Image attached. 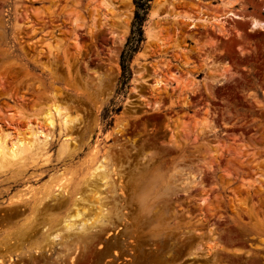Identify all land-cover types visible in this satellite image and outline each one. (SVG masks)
I'll return each mask as SVG.
<instances>
[{
  "label": "rangeland",
  "instance_id": "rangeland-1",
  "mask_svg": "<svg viewBox=\"0 0 264 264\" xmlns=\"http://www.w3.org/2000/svg\"><path fill=\"white\" fill-rule=\"evenodd\" d=\"M134 14L0 0V130L32 144L0 170V264H264V0H153L119 95ZM55 104L78 121L64 154ZM74 206L101 218L66 232Z\"/></svg>",
  "mask_w": 264,
  "mask_h": 264
},
{
  "label": "bare ground",
  "instance_id": "bare-ground-1",
  "mask_svg": "<svg viewBox=\"0 0 264 264\" xmlns=\"http://www.w3.org/2000/svg\"><path fill=\"white\" fill-rule=\"evenodd\" d=\"M227 15L233 16L234 18H240V16H238V14H235L233 11H229ZM263 26L264 23L258 20H253L251 24L252 28H259ZM60 106L58 105L56 106L55 104L52 107V109L46 114V120L48 121V124L51 126H54L55 120H59V128H60L59 135L63 137V140L61 141L62 143L60 144L59 147V152L64 154L68 150L70 142L73 140L70 132L74 128L75 124L78 123V121L72 118V116L70 115V113L66 108H62ZM1 129L2 130H0V170L2 171L6 168L15 166L17 161L22 160L23 163L26 162L30 154H32L31 152L32 144H30L28 140L21 138L19 135H16L15 132L5 131L3 127ZM40 134H42V132L32 131L30 136H28V138L37 139L40 136ZM45 137H46V141L45 140L44 141L48 142L49 140L48 135ZM95 173H99V178L101 179L103 184L106 185L109 182L110 173L107 171L105 160L98 161L97 163L94 164L90 176H92V174ZM63 187H64L63 184L58 185L57 186L58 191L62 190ZM65 192H67V190H65ZM50 193L51 192H49V194ZM47 198H49V196H47L46 199ZM74 207L76 213L72 216L66 217L62 225V227L65 229L66 232L74 230L76 226H81V229L86 231L88 228H92L94 226V222H97L101 218L97 213L92 214V216L89 218H85L83 217V215H85L88 212L87 208L85 207L80 208L77 206ZM76 221H79V223H77ZM56 236H58V233Z\"/></svg>",
  "mask_w": 264,
  "mask_h": 264
},
{
  "label": "trees",
  "instance_id": "trees-1",
  "mask_svg": "<svg viewBox=\"0 0 264 264\" xmlns=\"http://www.w3.org/2000/svg\"><path fill=\"white\" fill-rule=\"evenodd\" d=\"M153 0H134L135 14L132 21L130 35L124 45L120 55L121 75L118 82L117 94L126 93L132 78L131 64L135 55L141 49L145 41L144 25L148 20L150 5ZM120 111L117 102H111L103 111V120L106 128H110L113 123V115Z\"/></svg>",
  "mask_w": 264,
  "mask_h": 264
}]
</instances>
